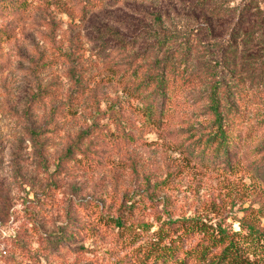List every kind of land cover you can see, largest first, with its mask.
Returning a JSON list of instances; mask_svg holds the SVG:
<instances>
[{
    "label": "rangeland",
    "instance_id": "obj_1",
    "mask_svg": "<svg viewBox=\"0 0 264 264\" xmlns=\"http://www.w3.org/2000/svg\"><path fill=\"white\" fill-rule=\"evenodd\" d=\"M15 2L27 13L0 18L10 26L0 36V264H170L160 250L171 243L175 262L200 264L196 248L206 247V261L228 244L211 242L209 225L241 245L255 231L264 236V129L242 135L231 167L222 152L191 154L199 135L188 141L191 131L181 133L210 121L207 84L179 93L183 106L169 128L145 123L122 91L134 80L130 72L121 78L126 57L112 48L132 41V26L148 25L146 12L170 0H106L92 11L75 0ZM162 24L181 29L173 18ZM80 75L82 91L74 84ZM257 107L248 127L262 119ZM75 144L83 156L66 155ZM99 215L122 219L123 228L89 236L85 228ZM79 225L83 233L66 241Z\"/></svg>",
    "mask_w": 264,
    "mask_h": 264
},
{
    "label": "trees",
    "instance_id": "obj_2",
    "mask_svg": "<svg viewBox=\"0 0 264 264\" xmlns=\"http://www.w3.org/2000/svg\"><path fill=\"white\" fill-rule=\"evenodd\" d=\"M75 1L91 11L107 5L106 0ZM111 1L128 6L131 2L135 5L138 0ZM170 1L166 5H159L153 13L146 12L150 20L148 25L141 21V24L132 26V41H119L112 48L117 50L113 56L126 57L119 64L124 68L121 70V78L126 76V72H130L134 80L132 86L126 83L122 91L126 94V100L133 102L137 115L145 123L148 122L156 128H169L172 127L176 109L183 106L177 98L179 93L190 90L194 83L207 84L202 99L204 112L209 115L210 121L204 123L205 125L190 123L181 133L188 134V131H191L190 136L184 135L188 141L192 139L191 136L199 135L192 143L191 154H195L198 149H211L217 153L216 158H219L222 152L227 156L224 163L231 167L237 166L239 159L233 160L231 156L235 155L237 147L241 146L242 135L255 128H258L257 131L264 129V114H261L259 125H246L249 122L247 114L250 108L261 106L264 109V1ZM26 13L15 0H0L1 20L19 18ZM163 18H173L178 25L181 24V29L177 26L174 29L164 27ZM9 29V25L1 22L0 36H7ZM46 31V34H41L48 40L53 33V26L47 23ZM58 50L62 51L60 48ZM129 51L140 53L128 58ZM62 54L66 57L70 55L66 51ZM197 66L201 70L197 71ZM74 84L76 88L83 90L81 75L74 80ZM79 97L78 94L75 100L78 101ZM123 103L124 101H121L120 105ZM78 105L77 102L76 107ZM78 110L79 107L76 111L79 112ZM76 114L81 115L82 110ZM244 123L247 129L245 133ZM83 137V133H79L76 141L82 140ZM74 151L83 156V151L76 144L67 148L66 155H72ZM122 208L120 205L119 212ZM121 220L118 217L115 219L99 215L97 224L93 223V227H87L85 230L92 236L96 231L102 230L100 227L112 225L121 229ZM73 228L75 231L64 235L66 241L75 240L83 233V225ZM209 230L211 242L228 244L206 261L203 259L207 253L206 247H202L201 251L196 248L194 251L197 252L196 256L200 257V264L202 261V264H264V236H260L258 231L253 233L250 241L241 245L235 243L233 234H227L222 229L212 228L210 225ZM182 233L186 234L187 231L183 229ZM174 247V243L163 247L160 250L161 258H169L170 264H187L188 256L178 263L175 262L178 249Z\"/></svg>",
    "mask_w": 264,
    "mask_h": 264
}]
</instances>
